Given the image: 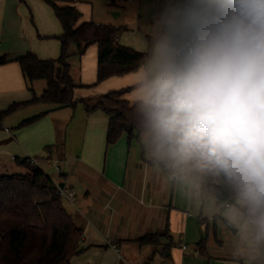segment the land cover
Here are the masks:
<instances>
[{
  "label": "crops",
  "instance_id": "crops-1",
  "mask_svg": "<svg viewBox=\"0 0 264 264\" xmlns=\"http://www.w3.org/2000/svg\"><path fill=\"white\" fill-rule=\"evenodd\" d=\"M18 1L25 4L23 0H0V56L8 54L18 57L33 53L40 60H55L60 54V43L56 38L61 35V28L53 29L47 25L51 24L53 11L50 7L45 8L43 3H36V10L34 7L32 9L35 12L38 10L40 18L45 17L47 24L36 20L37 28L34 30L30 26L33 23L28 8ZM71 1L80 11L78 1ZM80 21H83L82 17ZM75 53V47L71 46L69 57ZM97 53L98 48L93 45L79 58V62L74 61V57H71L72 61L68 58L70 76L75 84L90 86L96 82ZM134 80L135 73L112 77L96 85L92 91L82 88L76 89L74 94L77 98L101 95L104 90L133 84ZM32 89L33 92L27 88L16 62L0 65V112L14 103L30 101L33 93L39 96L44 84L35 82ZM34 107L37 110L25 116L33 117L48 109L45 105L34 104L18 109L3 119L2 129L10 137L2 140L0 145L11 142V138H24L25 132H17L12 136L10 129L4 126L13 114ZM82 108L77 114L81 117L77 120L80 124L78 136L76 134L67 138L63 129L75 109H61L44 115L30 124L32 131L27 134L33 138L28 142L29 149L40 153L48 166L56 163L62 179L53 182L48 175L45 176L76 193L73 216L83 224L77 255L83 254L86 258L82 260L75 255L69 264H166L172 262V250L176 248L181 253L180 258L177 256L175 260L176 264H201L200 260H189L185 252L188 244L192 240L195 242L196 239H192L195 233H200L202 221L208 223L210 219L214 227L213 239L218 246L212 251L199 249L201 236L194 251L199 255L198 258L205 260L202 264L239 263L247 257L256 264H264V243L253 242L244 228L247 219L240 211L239 214L215 210L208 213L205 210L207 195H202L190 178H174L162 172L158 164L149 162L151 156L143 159L139 145L135 142L128 145L125 137L107 146L106 138H103L105 128L107 131V117L101 111L87 114ZM18 116L25 117L22 114ZM42 148L44 151H41ZM13 149L22 152L19 147L13 146ZM58 164L65 167V172L74 175L77 183H70L68 174H61ZM6 171V168L0 171V175L8 174ZM224 209L229 210L230 206L220 208ZM216 228L219 233H216ZM164 230L168 232L169 238H161L158 248L139 246L136 242L146 235ZM225 239L229 242L227 246L224 244ZM168 244L170 248L165 251L164 247ZM113 245L116 249L112 248Z\"/></svg>",
  "mask_w": 264,
  "mask_h": 264
},
{
  "label": "clouds",
  "instance_id": "clouds-1",
  "mask_svg": "<svg viewBox=\"0 0 264 264\" xmlns=\"http://www.w3.org/2000/svg\"><path fill=\"white\" fill-rule=\"evenodd\" d=\"M222 12L181 52L161 44L131 92L150 155L181 172L225 178L264 243V0H221Z\"/></svg>",
  "mask_w": 264,
  "mask_h": 264
},
{
  "label": "trees",
  "instance_id": "trees-1",
  "mask_svg": "<svg viewBox=\"0 0 264 264\" xmlns=\"http://www.w3.org/2000/svg\"><path fill=\"white\" fill-rule=\"evenodd\" d=\"M173 0L164 18L165 27L172 31L171 49L179 53L186 48L198 30L221 14V0ZM57 20L61 35L60 55L55 60H40L33 53L18 57L0 56V65L16 62L21 70L27 88L33 92L35 82H42L44 89L39 96L34 95L28 102L14 103L0 112V131L3 119L34 104H42L48 109L23 120L19 127L34 123L44 115L61 109L74 110L78 104L90 114L101 111L108 119L106 145H114L125 137L128 145H139L142 158L151 156L142 125V113L138 102L130 104L121 99L126 90L113 91L105 95L75 97V90L91 88L112 78L135 73L146 65L153 55V47L158 42L147 37L149 50L138 52L119 44L123 28L80 21L82 14L71 0H44ZM62 3L63 5H59ZM96 45V82L92 86H80L73 82L68 63L69 48L74 46L76 55L81 57L90 46ZM16 158V157H15ZM150 163L158 164L162 172L171 177H188L202 195H211L217 204L228 207L239 202L237 194L227 184L225 178L212 172H181L170 163L151 156ZM15 163L26 169L21 174L0 175V264H69L79 253L78 244L83 233V224L75 219L62 205L56 195L52 181L38 167L28 163V158H16ZM239 211L245 219L246 209L241 204ZM168 237L166 230L146 235L136 242L139 246L158 248L160 239ZM204 250V239L198 243ZM170 245L164 250L168 251Z\"/></svg>",
  "mask_w": 264,
  "mask_h": 264
},
{
  "label": "rangeland",
  "instance_id": "rangeland-1",
  "mask_svg": "<svg viewBox=\"0 0 264 264\" xmlns=\"http://www.w3.org/2000/svg\"><path fill=\"white\" fill-rule=\"evenodd\" d=\"M25 4L22 2L18 1L22 6L28 8L29 11V16H32V23L30 26L35 30V27L37 28L36 20L38 23H41L44 21L47 24L46 18L41 17L37 13L36 10V3H43L45 4L44 0H23ZM78 3V7L80 8V13L82 14V19L83 21L84 18L87 20L85 22L93 21L95 23H99L101 25H111L116 28H123L124 31L120 34L119 36V44L128 48H131L135 51L138 52H147L149 50L148 42H147V37H150L152 40L158 41L154 47H153V55L155 54L157 50V46L164 44L170 47V42L172 40V31L165 27L164 25V18L166 15V12L168 10V7L170 3L173 0H121L122 2L119 3V0H75ZM113 1V3H112ZM182 0H178L177 3L181 5ZM26 5V6H25ZM45 8H48V6L45 4ZM34 7L35 10L32 9ZM82 9V10H81ZM52 14V13H51ZM51 24H47L49 28L54 27L57 29H60V26L55 19L54 15H52V19L50 20ZM6 45V44H5ZM6 47V46H5ZM69 53V51H68ZM8 55V54H7ZM60 55V54H59ZM85 55V54H84ZM152 55V57H153ZM74 57V61L76 60L79 62V56L75 55L71 56ZM69 57V60H73V58ZM82 57V56H81ZM58 58V57H57ZM56 58V59H57ZM152 59V58H151ZM150 59V60H151ZM93 75V74H92ZM94 83V82H93ZM92 86V85H90ZM96 86H92L90 91ZM136 84H124L120 86L119 88H111L109 90H104V93L101 95H105L107 93L113 92V91H120V90H126L125 92L122 93L121 99L128 101L130 104H133L137 102L135 100V96L132 94L131 90L135 89ZM103 91V90H102ZM107 91V92H105ZM97 95V96H101ZM82 108L80 104H78L74 110V112L70 113L71 118L68 120V124L64 126V132L67 138H69L71 135L73 136H78L79 130H80V124L77 123L78 119H81L79 117V110ZM83 109V108H82ZM37 110V107H34L32 109H23L22 111H18V113L13 114L9 121H7L6 125L4 126L7 129H10L12 136L17 133V132H25L26 135L24 134V138H11V142H7L5 144L0 145V171H3L6 168V172L8 174H14V173H25L26 169L25 168H20L15 161H11L9 159V156L13 157H18V158H35L38 161L39 168L41 169L43 175H48L53 182H58L62 179L61 176H59L57 169L55 167V164H50L48 166L43 160V156L40 153H36L35 150H31L28 147V142L30 139V135H27L28 133L31 134V125H27L24 127H19L20 123L25 120L26 118H29L30 116H25L28 115L29 112H34ZM84 112V109H83ZM19 114H22V116H25L24 118L18 116ZM18 116V117H16ZM17 127V130H14V128ZM2 137V138H1ZM10 136H7L6 132L4 129L0 131V142L5 139H9ZM103 138H106V128L105 132L103 134ZM14 147H19L22 149V152H17L13 149ZM23 147H27L24 149ZM29 151V152H28ZM41 151H44V148H42ZM44 159V158H43ZM61 168V174H68L67 180L70 181V183H77V179L75 178L74 175L70 174L69 172H65V167L62 164H58ZM198 173H202L200 171H197ZM206 206L205 210L210 213L211 210L215 211H220V213L224 211H231L236 214H239V206H241L240 202H236L234 205L230 206V209H224L220 210L219 205L215 204L214 197L211 195H207L205 198ZM62 205L64 208L67 210V212L71 213L72 215L75 214V211L72 206L69 204H66L62 202ZM209 215V214H208ZM76 220V216H74ZM210 217V216H209ZM239 217V215H238ZM240 218V217H239ZM211 220V219H210ZM209 220V222H203L202 221V226H201V231L200 233L194 235L192 239H196L195 242H190L188 244V248L186 249L187 251L185 252V255L188 256L190 259L189 260H196L199 261V263H205V260L200 257L196 253V250L194 251L196 242L199 241V239L202 236V239H204V247L208 251L214 250L218 245L214 242L213 239V231L214 227L212 222ZM208 224V226H207ZM207 228V229H206ZM219 230L216 228V233ZM226 242L224 244L227 246L229 244L228 240L225 239ZM178 251V252H177ZM195 253V255H194ZM194 255V256H193ZM80 256V257H79ZM83 254L76 255L75 257L82 258V260L86 257H83ZM178 259L181 256V253L179 250L173 249L172 250V262L176 264V258ZM85 260V259H84ZM257 261V260H256ZM172 262H166V264H172ZM233 261H228V262H221L222 264H256L253 259H250V257L244 258L241 262L239 263H232Z\"/></svg>",
  "mask_w": 264,
  "mask_h": 264
},
{
  "label": "built area",
  "instance_id": "built-area-1",
  "mask_svg": "<svg viewBox=\"0 0 264 264\" xmlns=\"http://www.w3.org/2000/svg\"><path fill=\"white\" fill-rule=\"evenodd\" d=\"M129 1V0H127ZM122 1L119 0V3H121ZM28 158V163L33 166V167H38V161L35 158ZM15 157L11 156L10 160L11 161H15ZM57 169V172H59V168L57 166H55ZM51 187L54 188L56 195L61 198L62 202L69 204L70 206H75L77 198H76V193L73 189L70 188H63L61 186H59L58 184L52 183ZM220 208H226L228 207L227 204H219ZM112 248L116 249L115 246L113 245ZM184 249V247H183Z\"/></svg>",
  "mask_w": 264,
  "mask_h": 264
}]
</instances>
